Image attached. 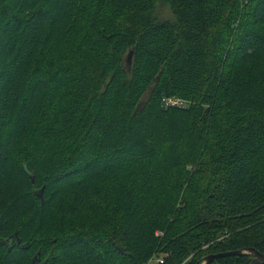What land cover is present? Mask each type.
I'll use <instances>...</instances> for the list:
<instances>
[{"label": "trees", "instance_id": "16d2710c", "mask_svg": "<svg viewBox=\"0 0 264 264\" xmlns=\"http://www.w3.org/2000/svg\"><path fill=\"white\" fill-rule=\"evenodd\" d=\"M240 249L264 254V0H0V264Z\"/></svg>", "mask_w": 264, "mask_h": 264}, {"label": "water", "instance_id": "95a60500", "mask_svg": "<svg viewBox=\"0 0 264 264\" xmlns=\"http://www.w3.org/2000/svg\"><path fill=\"white\" fill-rule=\"evenodd\" d=\"M131 61V53L127 56V63L129 64ZM31 181H33V176L29 175ZM42 190L38 191L37 196L42 199ZM241 256H249L252 261L250 264H264V254H261L254 249H240L237 251H231L226 253H219L208 255L203 259L202 264H211L214 260L227 258V257H241Z\"/></svg>", "mask_w": 264, "mask_h": 264}, {"label": "rangeland", "instance_id": "374dc122", "mask_svg": "<svg viewBox=\"0 0 264 264\" xmlns=\"http://www.w3.org/2000/svg\"><path fill=\"white\" fill-rule=\"evenodd\" d=\"M156 18L158 21H167V20H173V16H172V13L169 9L168 6H163V5H158L157 8H156ZM184 106H188L187 102L183 101L182 102V106L181 107H184ZM180 108V107H179ZM163 235V232H160V231H157L155 233V236L157 237H161ZM166 257V254H158V257H154V259L156 258H165ZM187 262V261H186ZM185 262V263H186Z\"/></svg>", "mask_w": 264, "mask_h": 264}, {"label": "built area", "instance_id": "2783aa9c", "mask_svg": "<svg viewBox=\"0 0 264 264\" xmlns=\"http://www.w3.org/2000/svg\"><path fill=\"white\" fill-rule=\"evenodd\" d=\"M164 105L166 107H181L182 102L177 99H167V100H164ZM153 262L157 264H163V258H156L153 260Z\"/></svg>", "mask_w": 264, "mask_h": 264}]
</instances>
